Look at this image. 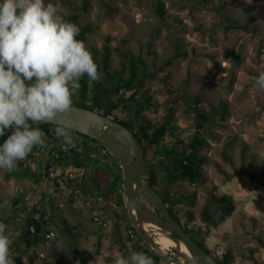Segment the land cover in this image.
<instances>
[{
  "label": "rangeland",
  "instance_id": "374dc122",
  "mask_svg": "<svg viewBox=\"0 0 264 264\" xmlns=\"http://www.w3.org/2000/svg\"><path fill=\"white\" fill-rule=\"evenodd\" d=\"M105 1L115 9L113 13H107L100 0H92L89 11L76 4L81 0H46L56 6L61 16L80 14L82 24H91L94 31L84 41L90 52L93 44L101 47L105 36L112 35L119 40L127 39L126 48L135 53L142 50L144 55L148 54L146 51L152 43L154 60L161 65L173 55L177 43L182 45L187 55L170 66H163L159 71L161 79L146 84L153 101L151 108H144L142 116L152 123L164 122L166 112L173 106V124L183 134L197 123L196 95L203 96V105L218 106L227 101L230 106L227 117L218 118L206 131L208 144L201 150L206 158L203 179L196 184L186 180L176 183L177 190L197 193L195 205L180 204L179 216L185 218L184 212L192 210L195 218L187 225L200 229L199 238H204L205 244L219 257L231 251L234 255L231 264H264V92L254 86L259 72L264 71V0H212L211 7L204 0H164L169 14L166 22L151 9L154 0ZM220 5L224 6L226 15L242 21L247 20L250 8V30H226L218 11ZM177 17L182 20L179 24ZM119 61V54L114 52L115 68L119 67ZM175 142L176 138L167 134L165 143L173 145ZM158 147H151L149 154ZM224 154L231 156L233 163H229ZM48 159L45 153H35L24 165L40 171L41 161L45 168ZM214 162H219L231 177L219 172ZM60 169L53 166L52 176ZM63 171L65 178L57 187L48 178L42 181L30 177L6 179L7 170L0 169V197L7 200L0 204V223L6 225L5 235L12 241L10 253L16 254L11 245L17 243L26 264H44L45 258L55 263L51 258L54 249L67 255L76 254L60 236L62 216L81 230L80 257L87 259L94 255L88 264H114L117 254L127 256L133 252L129 240L125 238L123 243L115 231L111 210L102 207V199L99 207L87 203L93 201L88 196L73 203L68 201L74 188L69 178L80 183L83 176L76 169L64 168ZM93 175L102 185L110 178L106 171ZM213 189L219 196H232L236 205L232 214L218 226L207 225L201 214ZM42 192L46 196L43 197ZM110 199V208L119 210L112 196ZM35 208L47 213L54 231L51 241L41 244L34 254L27 249L23 238L26 218ZM211 212L219 213L218 206L214 205ZM121 231L126 236L124 229Z\"/></svg>",
  "mask_w": 264,
  "mask_h": 264
},
{
  "label": "trees",
  "instance_id": "16d2710c",
  "mask_svg": "<svg viewBox=\"0 0 264 264\" xmlns=\"http://www.w3.org/2000/svg\"><path fill=\"white\" fill-rule=\"evenodd\" d=\"M208 6H212V0H204ZM105 7L107 13H113L114 8L110 7L105 0H100ZM73 5L71 2H66ZM79 4L83 10L89 11L92 0H81ZM151 9L156 16L166 22L168 9L164 0H154L150 4ZM218 11L223 18V24L226 30L241 29L246 32L250 30V8L247 9V20L242 21L232 16H228L224 12V6L220 5ZM63 18L69 22L75 23L80 28L77 36L78 40L86 41L87 35L94 31L91 24H82L80 22V14L63 15ZM176 22L181 23L180 18H176ZM127 39L119 40L115 36H105V42L100 47L96 44L91 46V52L94 62L98 65V71L103 73L102 81L90 82L85 75L80 80V89L78 93L73 95L72 104L84 106L99 111L101 114L108 115L118 122L130 128L141 141L145 151V162L148 167V179L153 188L164 198V201L172 214L192 237L208 252L209 247L205 244L204 238L196 239V236L202 234L200 229L190 228L187 224L191 219L195 218L192 210L184 212L185 218L179 216L178 207L180 204L193 206L197 202V193L188 192L187 190H177L176 183L178 181H189L192 184L198 183L203 179V165L206 158L201 155V150L208 144L207 129H210L217 123V119H225L229 114V102L223 101L218 106L203 105L201 94L195 96V117L197 123L192 125L189 130L180 134L177 126L173 124L174 107H169L165 114L164 122L152 123L146 121L142 116L144 108L152 107V96L148 94L146 84L151 80H159L160 70L163 66H170L180 57L187 55L182 51V45L177 43L172 56L166 60L159 62L154 60L156 54L153 52L149 44L148 54L144 55L141 50L139 53L126 48ZM118 53L120 56L119 67L113 66V54ZM150 59H153L152 61ZM175 104V103H173ZM35 126V125H34ZM56 125L41 123L39 128L45 133L46 140L49 144L48 148L34 147L32 152L23 161L17 162L15 171L6 173V179L12 177L32 179L48 178L60 187V180L65 178L63 169H76L82 173V182H75L73 178H69V182L74 183V188L69 193L68 201L73 203L76 199L92 198L88 201L92 206L99 207L102 205L106 209L111 210V217L115 220V231L119 233L121 241L127 238L133 251L143 252L150 256L154 264H167L162 258L154 256L137 231L126 206L124 195V176L123 168L117 157L111 153L105 146L97 142L89 136L75 133L71 130V134L76 142V147L72 148L62 144V139L55 136ZM10 131L6 130L5 136L0 137V144L3 143ZM167 134H171L176 138L173 145L165 143ZM188 140L185 141V138ZM154 145H158V149L152 155L149 150ZM182 147L183 150L179 151ZM245 149V148H244ZM245 151V150H244ZM45 153L49 156L45 168L41 161L39 165L40 171L32 170L30 166H25L24 162L34 158L35 153ZM224 158L233 163L231 156L224 154ZM219 172L231 177L221 166L219 162H214ZM53 166L61 168L55 176H52L51 169ZM106 171L110 174L107 183L102 185L101 181L94 176L96 172ZM54 174V173H53ZM73 185V184H72ZM1 188V182H0ZM119 207V210H112L109 206L110 197ZM7 200L0 197V204ZM214 205L218 206L219 213L211 212ZM235 201L230 195L219 196L213 189L209 193L208 200L203 206L201 214L203 221L209 226H218L222 221L231 215L235 210ZM219 214V215H218ZM47 213L35 208L30 216L26 218L27 228L24 233V241L27 249L32 253H36L41 244L51 241L53 228L50 219L46 218ZM101 219V218H99ZM104 221V220H103ZM60 236L69 242L70 249L76 252H70L68 255L54 249L51 258L53 261L43 259L44 264H88L94 255L87 259L80 257L81 249L79 248L80 240L83 238L81 230L77 224L69 222L64 216L61 218ZM124 229V236L122 233ZM201 237V236H200ZM127 246L128 243H125ZM11 247L16 254L10 253V257L15 264H26L25 259L19 253L18 244L13 243ZM211 253V252H210ZM216 254V253H215ZM217 255V254H216ZM218 256V255H217ZM220 264H231L234 255L231 251H227L222 257H216Z\"/></svg>",
  "mask_w": 264,
  "mask_h": 264
},
{
  "label": "clouds",
  "instance_id": "9594fccd",
  "mask_svg": "<svg viewBox=\"0 0 264 264\" xmlns=\"http://www.w3.org/2000/svg\"><path fill=\"white\" fill-rule=\"evenodd\" d=\"M80 28L58 13L46 0H0V169L15 171L34 147L48 148L41 123L68 113L85 75L102 81L91 52L77 36ZM264 92V71L255 79ZM35 125V126H34ZM55 136L75 148L66 124H58ZM0 223V264H15L10 257L12 241ZM91 264V262H90ZM114 264H154L143 252L117 254Z\"/></svg>",
  "mask_w": 264,
  "mask_h": 264
},
{
  "label": "water",
  "instance_id": "95a60500",
  "mask_svg": "<svg viewBox=\"0 0 264 264\" xmlns=\"http://www.w3.org/2000/svg\"><path fill=\"white\" fill-rule=\"evenodd\" d=\"M46 123L66 124L73 132L95 139L117 157L124 169L128 212L154 256L168 264H220L172 216L164 198L151 185L143 145L130 128L97 110L76 104H72L70 112ZM159 234L171 240L173 246L169 250L158 244Z\"/></svg>",
  "mask_w": 264,
  "mask_h": 264
},
{
  "label": "bare ground",
  "instance_id": "6f19581e",
  "mask_svg": "<svg viewBox=\"0 0 264 264\" xmlns=\"http://www.w3.org/2000/svg\"><path fill=\"white\" fill-rule=\"evenodd\" d=\"M123 174H124V169H123ZM156 239L158 244L161 245L164 250H169V248L173 246L171 240L168 237L164 236L163 234H159V236ZM183 249L185 248L183 247Z\"/></svg>",
  "mask_w": 264,
  "mask_h": 264
},
{
  "label": "flooded vegetation",
  "instance_id": "af4514ba",
  "mask_svg": "<svg viewBox=\"0 0 264 264\" xmlns=\"http://www.w3.org/2000/svg\"><path fill=\"white\" fill-rule=\"evenodd\" d=\"M46 178V177H45ZM37 180H39V179H37ZM42 196L44 197V196H46V193L45 192H42ZM195 236H196V239L197 240H200V238H199V236H197L196 234H195ZM210 252H211V254L216 258V257H218L216 254H215V252L214 251H212L211 249H210ZM217 259V258H216Z\"/></svg>",
  "mask_w": 264,
  "mask_h": 264
}]
</instances>
